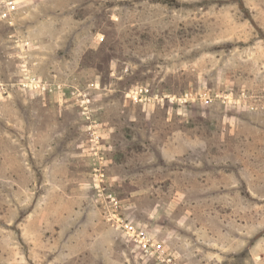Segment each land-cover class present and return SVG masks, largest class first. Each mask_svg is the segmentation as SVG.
Instances as JSON below:
<instances>
[{"label":"rangeland","instance_id":"374dc122","mask_svg":"<svg viewBox=\"0 0 264 264\" xmlns=\"http://www.w3.org/2000/svg\"><path fill=\"white\" fill-rule=\"evenodd\" d=\"M0 264H264V0H0Z\"/></svg>","mask_w":264,"mask_h":264},{"label":"built area","instance_id":"2783aa9c","mask_svg":"<svg viewBox=\"0 0 264 264\" xmlns=\"http://www.w3.org/2000/svg\"><path fill=\"white\" fill-rule=\"evenodd\" d=\"M145 91H146V90H145ZM145 91H143V89H137V90L131 92V93H132L131 95H133L132 97H133V99L135 100V99H137L138 97L143 96V95H144L143 92H145Z\"/></svg>","mask_w":264,"mask_h":264}]
</instances>
